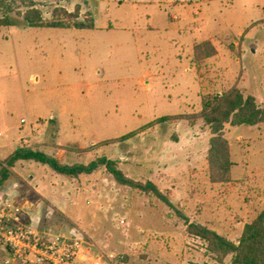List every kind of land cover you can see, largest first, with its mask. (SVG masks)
<instances>
[{"label": "rangeland", "instance_id": "obj_1", "mask_svg": "<svg viewBox=\"0 0 264 264\" xmlns=\"http://www.w3.org/2000/svg\"><path fill=\"white\" fill-rule=\"evenodd\" d=\"M6 1L15 22L31 4L44 20L78 8L79 19L92 16L94 27L0 26V142L27 140L68 163L105 155L130 178L152 180L189 221L235 240L264 208V123L225 125L233 162L228 183L209 179L210 131L202 119L149 123L197 113L234 80L245 95L264 88V0ZM207 39L224 69L193 58V45ZM256 99L264 105V96ZM131 131L129 139L114 140ZM7 154L0 150V157ZM27 163L18 169L43 175L39 192L16 178L0 190L33 204L36 227L83 234L95 255L114 253L103 264L211 260L204 242L156 196L118 184L103 169L69 179ZM165 250L170 259L157 258ZM5 256L0 246V261Z\"/></svg>", "mask_w": 264, "mask_h": 264}, {"label": "trees", "instance_id": "obj_2", "mask_svg": "<svg viewBox=\"0 0 264 264\" xmlns=\"http://www.w3.org/2000/svg\"><path fill=\"white\" fill-rule=\"evenodd\" d=\"M0 26H28V27H51V28H76L85 29L94 27L92 16L79 19L78 8L75 13L64 9V18L44 20L40 11L30 4L28 10L21 15L23 21L15 22L8 12L11 10L6 0H0ZM264 21V19H263ZM207 50V51H204ZM215 54V49L209 41H204L194 48V55L200 58L210 57ZM200 118L209 128L210 139L207 152L209 179L213 183H228L231 180V168L233 162L230 158L229 142L224 137L226 124L261 125L264 123V105L259 103L255 96L245 95L236 85L231 86L221 94L209 96L202 101L201 109L195 114L164 115L156 118L153 122L161 123L173 120H191ZM147 126V125H146ZM131 131L114 140L123 141L134 136ZM108 144L110 141H102ZM66 149L64 147H60ZM77 148V147H76ZM82 151L84 149H78ZM20 160L35 161L47 165L54 173L69 179L78 178L105 170L120 185L137 189L146 194L156 196L181 217L189 235L202 240L205 244L209 257L218 264H227L226 257L230 256L228 264H264V208L251 220L243 224L240 235L230 239L226 235L214 229L189 219L181 213L174 203L168 198L152 180H135L127 176L118 166L116 160L105 155L97 156L87 163L61 161L53 153L39 148L38 144H21L4 160L0 161V186L11 176L10 168Z\"/></svg>", "mask_w": 264, "mask_h": 264}, {"label": "built area", "instance_id": "obj_3", "mask_svg": "<svg viewBox=\"0 0 264 264\" xmlns=\"http://www.w3.org/2000/svg\"><path fill=\"white\" fill-rule=\"evenodd\" d=\"M32 206L0 192V246L6 251L0 264H103L114 258V253L102 251L95 255L94 243L83 234L61 235L36 227Z\"/></svg>", "mask_w": 264, "mask_h": 264}, {"label": "crops", "instance_id": "obj_4", "mask_svg": "<svg viewBox=\"0 0 264 264\" xmlns=\"http://www.w3.org/2000/svg\"><path fill=\"white\" fill-rule=\"evenodd\" d=\"M263 20V19H262ZM204 41H209L210 43H211V45L214 47V49H215V54L214 55H212V56H210V57H204V58H202L201 59V64L203 63V62H206V61H216V62H219V65L221 66V67H223V69H224V67L226 66V64H225V62L224 61H220V58H219V50H218V48L214 45V42H212V40L211 39H207V40H204ZM204 41H201V42H199V43H195L194 45H193V47H192V56H193V58L195 57V55H194V48H195V46L196 45H198V44H200V43H202V42H204ZM222 70V69H221ZM222 72V71H221ZM236 79V78H235ZM236 80H234L233 82H231L230 84H228V86H227V88L225 89V90H227L228 88H230L231 86H233V85H236L237 87H238V83L237 82H235ZM240 81H242V82H245L244 81V79L243 78H241V80ZM237 83V84H236ZM219 85H222V86H224V85H226V83H220ZM218 85V86H219ZM244 86V85H243ZM213 87V86H212ZM242 87V86H241ZM243 88V87H242ZM240 89V88H239ZM244 90H245V88H243ZM224 90V91H225ZM249 91V92H248ZM247 94H250V95H253V96H255L256 98L257 97H262V96H264V88H260L259 90H255V92H252V91H250V90H247ZM222 93V91H219L217 94H221ZM254 126V125H253ZM260 126V125H259ZM24 137L23 136H20L19 137V140H22ZM27 142V140H22V141H20L19 143H16V144H14V142H10V141H3V142H0V150H3V149H8V153L9 154H7V156H4V157H0V161H2V160H4L6 157H8L14 150H15V148L16 147H18L19 145H21V144H24V143H26ZM27 161L28 160H20V161H18V162H16L15 163V165L12 167V168H10V171H11V176L9 177V179H7L1 186H0V189L3 187V188H5V187H7V188H9L10 187V185H11V181L14 179V178H16V179H18L20 182H22L23 184H25V186L28 188V190H30V191H34L35 193H38L39 192V186H40V184H42V182H43V175L42 174H40L39 176H37V174H36V172H33V171H29L30 169H27V170H25L24 172H22V171H19V169L18 168H21V169H23L24 170V167L25 166H28V164H30V163H27ZM23 175H25V177H26V179H24L23 178ZM2 190H0V192H1ZM8 191L9 192H7V193H10L12 190H10V189H8ZM2 192H4V191H2ZM27 201V200H26ZM35 205H36V207L35 208H38V206L40 205V203H35ZM169 234V236H170V239H166L165 241L166 242H169L170 244L172 243V241H173V234L171 233V232H169L168 233ZM157 246V245H156ZM156 250H159L158 248H156ZM170 253H171V251L170 252H167L166 250L165 251H162L161 252V256L160 257H157V258H162L163 260L164 259H166V258H168V259H170L169 258V256H170ZM183 253V252H182ZM185 256H187V255H189V253H186V252H184L183 253ZM184 258H186V257H183V259ZM199 259V258H198ZM197 262V261H196ZM199 262V263H198ZM197 263H191L189 260H188V263L189 264H212V263H216L214 260H210L209 262H207L206 260H202L201 261V263H200V261H198ZM217 264V263H216Z\"/></svg>", "mask_w": 264, "mask_h": 264}]
</instances>
